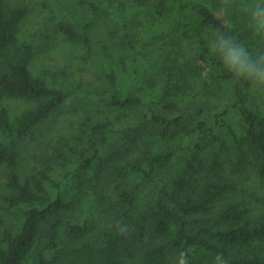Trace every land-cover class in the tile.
Instances as JSON below:
<instances>
[{"label": "trees", "instance_id": "16d2710c", "mask_svg": "<svg viewBox=\"0 0 264 264\" xmlns=\"http://www.w3.org/2000/svg\"><path fill=\"white\" fill-rule=\"evenodd\" d=\"M215 1L76 0L86 12L84 23L79 27L60 21L57 29L70 42L83 45L85 60L102 62L110 89L89 92L63 72L64 81L56 88L31 74L32 47L18 38L27 6L0 0V101L36 102L12 120L0 108V169L5 171L0 201L8 215L0 234V264H130L128 259L133 258L136 264H178L182 251L189 264H212L217 253L229 264H264V255L247 253L252 245L264 244V210L252 214L249 207L231 201L212 213L237 190V183L217 180L195 188L187 178L200 152L204 167L214 171L220 166L216 155L208 152L207 141L209 131L219 127L228 136L219 150L226 151L229 175L243 172L250 151L256 158V175L264 181V103L262 108L248 105V85L234 82L210 54L204 33L219 27L253 53L264 52V38L245 30L249 27L240 0H232L227 22L216 15ZM102 11L108 37L127 58L118 60L121 69L129 71L124 91L117 87L108 46H101L99 56L91 47L90 32ZM181 39L193 40L197 47V71L188 79L179 74L177 63ZM152 69L154 75L147 76ZM201 80L203 87L196 92L193 83ZM102 104L118 110L115 119L124 123L121 129L133 127L125 137L127 147L113 148L103 157L101 149L109 141L114 120L86 118L77 132L59 136L35 153L32 171L20 176L17 146L34 127L56 110H98ZM231 113L243 122L241 137L229 120ZM177 147H192L196 153L172 178L170 190L165 189L168 181L160 188L158 178L180 155ZM56 165L69 168L66 185L56 183L53 194L46 184ZM146 190L156 198L146 201L144 227L121 235L116 223L129 225ZM255 199L264 207V196ZM108 209L112 216L107 225L96 238H89ZM61 236L67 241L64 246Z\"/></svg>", "mask_w": 264, "mask_h": 264}, {"label": "rangeland", "instance_id": "374dc122", "mask_svg": "<svg viewBox=\"0 0 264 264\" xmlns=\"http://www.w3.org/2000/svg\"><path fill=\"white\" fill-rule=\"evenodd\" d=\"M11 1L24 4L28 9L27 16L19 29L18 38L20 41L29 43L32 47V56L28 67L33 76L42 78L45 80L48 86L56 88L61 87V84L64 81V78L61 75V72H63L67 80L74 84H78L79 88L89 92H102L108 91V89H110L105 77V68L102 62L99 60H85V49L83 48V45L70 42L57 29V24L60 21L70 22L79 27L84 23L86 12L76 3V0ZM96 1L102 2L103 0ZM204 1L210 3L211 0ZM216 1L215 6H213L215 13L216 10L225 3L223 2L224 0H220V3ZM232 2L235 3L234 1ZM103 13L104 12L102 11L99 14L91 29V47L93 52L99 56L102 55L101 46L104 44L108 46L118 78L117 87L119 90L124 91L127 89L129 84V71L125 72L122 70L121 66L118 65V60L120 57H124L125 59L127 58L115 45V43L108 37L107 18ZM223 19L227 22V18ZM246 24L248 25L247 20L245 22V27ZM245 30L251 31L249 28H245ZM210 33L211 32L204 33L205 39ZM181 45L182 48L177 59V63H179L181 70L179 71V74L181 73L185 79H188L189 77H192L191 73H196L197 71V47L195 46L193 40L187 39H181ZM155 71L156 69L150 70L147 73V76L154 75ZM201 75L202 80L206 81V73L203 72ZM202 80L194 81L193 87L196 92L201 90L203 87ZM245 97L249 106L253 108H262L264 103V93H253L249 90H246ZM189 100H191V98ZM35 103L36 102L34 101H26L20 98H4L0 101V108L4 107L7 110L10 119L12 120L15 115L33 107ZM117 114L118 110L116 108H112L111 106L108 107L106 104H102L98 110H87L83 108L69 110L62 108L60 110L54 111L47 119L34 127L27 136L19 141L17 146V154L18 171L20 176L24 178L32 171V156L35 153L44 149L48 143L54 142L59 136H67L77 132L80 124L86 118H90L92 121L114 120L113 124H111L109 127V141L105 147H102L101 155L106 157L107 154L112 152L111 150L113 148H119V150L122 151L124 146H128L127 140L125 139L126 134L128 132H132L133 127H131L129 130L128 128L121 129L124 123L121 124V122L115 119ZM229 120L238 137H241L244 134V126L241 119L236 114L231 113L229 115ZM197 122L198 121L195 120V123H191L189 126L192 128L197 124ZM2 138L3 135L0 133V140ZM227 139L228 136L226 131L219 127H213L207 135V141H209L208 152L216 155L217 161H220V166H218V168H216L214 171L204 167V152H200L198 154L199 161H195L191 159L192 154L196 153L192 147H189L187 150H181L182 148L177 147L176 150L180 155L175 157V160L168 170H165L164 174L158 178L160 188H163L165 181L166 183L168 181V185L165 187V189L170 190V182L172 181V178L182 173V167L185 165L186 160H192L196 168L187 174V178L193 187H201L206 182L217 180H230L236 182L238 185L236 191L229 193L223 202H219L212 209V213L217 212L223 206V204L231 201L239 202L242 206L249 207L252 214L264 210V207H262L261 204L255 199V197L264 196V181L259 179L255 172V156L250 153V151H246L248 157L247 165L243 172L235 175H229L228 166L225 163L226 151L219 150L222 142L227 141ZM158 144L163 146L164 141L160 140ZM213 144L215 146H213ZM68 168L64 170L58 165L55 166L54 171L51 173L52 181L47 182L46 184L51 193H56V183H58L60 187H64L66 185L67 179L64 177L68 171ZM4 181L5 171L4 169H0V194L5 192L3 186ZM144 194L146 195L143 196ZM144 194L138 200L135 208L133 209V215L130 219L131 221H129V231L132 229L133 231L141 232L140 228L144 227L142 219L143 216H145L144 211L146 201L156 198V195H151L148 190H146ZM2 206L3 203L0 201V234L8 222L7 212L2 208ZM111 216L112 211L108 209V211H106L105 214H102L101 218L97 220V226L88 237H93V239L96 238L95 236L100 234L103 227L107 225L108 219L111 218ZM59 243L61 246H64L67 241L63 236H61ZM247 253L249 255H264V244L256 243L252 245V247L248 249ZM120 254L123 257L124 254L122 251H120ZM135 261V258L128 259L130 264H136Z\"/></svg>", "mask_w": 264, "mask_h": 264}, {"label": "clouds", "instance_id": "9594fccd", "mask_svg": "<svg viewBox=\"0 0 264 264\" xmlns=\"http://www.w3.org/2000/svg\"><path fill=\"white\" fill-rule=\"evenodd\" d=\"M231 2L226 0L216 10L219 18L229 15ZM240 5L253 35L264 38V0H240ZM206 39L210 54L220 62L234 82L247 84L248 90L253 93H264V52L253 53L244 43L219 27L213 29ZM116 227L121 235L129 231V225L120 221ZM178 264H189L187 253H179ZM212 264H229V261L222 253H217Z\"/></svg>", "mask_w": 264, "mask_h": 264}]
</instances>
